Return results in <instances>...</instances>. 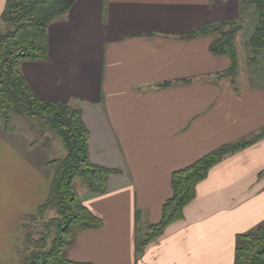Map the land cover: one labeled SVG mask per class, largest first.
I'll return each mask as SVG.
<instances>
[{
	"label": "crops",
	"instance_id": "obj_1",
	"mask_svg": "<svg viewBox=\"0 0 264 264\" xmlns=\"http://www.w3.org/2000/svg\"><path fill=\"white\" fill-rule=\"evenodd\" d=\"M239 17V0H76L47 27V59L20 64L38 97L81 108L91 161L118 170L104 193L77 189L101 225L78 233L70 260L232 264L236 235L264 219L262 137L212 166L182 218L135 252L174 170L264 127V77L220 76L229 58L210 51L213 37L181 36ZM12 123L0 115V264H17L21 222L47 197L48 161L64 156Z\"/></svg>",
	"mask_w": 264,
	"mask_h": 264
},
{
	"label": "trees",
	"instance_id": "obj_2",
	"mask_svg": "<svg viewBox=\"0 0 264 264\" xmlns=\"http://www.w3.org/2000/svg\"><path fill=\"white\" fill-rule=\"evenodd\" d=\"M75 1L5 0L0 13V21L7 25L0 32V115L4 126L9 128L16 116L31 119L33 129L43 133L47 128L54 132L61 138L66 150L63 157L48 161L52 174L47 197L39 205L36 214L24 217L21 222L22 230L27 220L44 219L47 211H53L55 216L48 221L54 226L50 244L44 248V237L33 240L28 234L25 242L35 244V247L19 249L22 241L20 233L17 255L19 251L22 253L18 255L17 264H91L68 258V250L75 243L78 233L101 225V220L84 205L76 182L80 181L91 194H101L106 191L109 177L118 172L115 168L91 161L89 131L82 119L81 108L67 102L38 97L19 68L23 61L47 59V27L65 14ZM239 2L253 6L256 11V24L249 45L252 52L257 54L264 51V0ZM243 12L242 7L238 19L204 23L181 35L184 38L212 36L210 51L229 58L228 67L218 75L232 80L238 72L235 36L241 28L239 20ZM262 137L264 127L246 138L222 144L189 165L174 170L170 175L171 194L161 206L160 220L137 230L136 255H140L146 245L157 239L167 225L182 218L183 208L195 197L197 184L207 176L212 166ZM232 264H264V219L248 232L236 235Z\"/></svg>",
	"mask_w": 264,
	"mask_h": 264
},
{
	"label": "rangeland",
	"instance_id": "obj_3",
	"mask_svg": "<svg viewBox=\"0 0 264 264\" xmlns=\"http://www.w3.org/2000/svg\"><path fill=\"white\" fill-rule=\"evenodd\" d=\"M243 7V15L239 20L241 24V28L236 33V42H237V53H238V72H254L257 73V78L264 77V51H260L257 54L252 52V49L249 45V38L252 34L254 26L256 24V11L253 6L251 5H243L240 4V8ZM5 26H7L5 24ZM16 118V122L12 123L13 127L20 128L23 130L28 131L35 139L40 140L41 142L49 145L52 149V153L54 157H61L65 155L66 150L62 143L61 138L56 135L52 131H48L45 128V131L41 133V131H37V129H33L31 127V122L33 120L27 119L24 117H13ZM12 121V120H11ZM19 124V126H17ZM82 186L80 181L76 182V188L80 190ZM55 216L53 211H47L44 215V219H38L37 221H26L25 227L21 230V239L22 241L19 243V249L21 248H34L35 244L33 243H26L25 239L26 236L29 234L33 240L39 239L41 236L44 237V244L47 248L50 244V241L53 237L54 233V226L48 221ZM24 241V242H23ZM21 251H19V256ZM17 255V256H18Z\"/></svg>",
	"mask_w": 264,
	"mask_h": 264
}]
</instances>
